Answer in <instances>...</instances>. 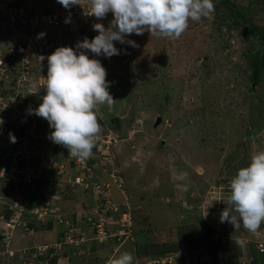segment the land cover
Segmentation results:
<instances>
[{"label": "rangeland", "instance_id": "obj_1", "mask_svg": "<svg viewBox=\"0 0 264 264\" xmlns=\"http://www.w3.org/2000/svg\"><path fill=\"white\" fill-rule=\"evenodd\" d=\"M20 2L42 16L58 12L63 18L61 13L67 10L57 0ZM214 4V13L200 22L190 21L179 39L151 36L145 31L126 37L135 41L136 47L114 42L120 54L111 58L83 50L106 69L109 91L116 100L111 110L101 106L97 117L101 126L114 129L118 139L111 152L114 162L108 164L119 170L127 198L123 203L134 219L133 242L124 241L111 258L123 252L133 253L134 259L142 254L158 255L178 245L207 248L209 264H256L260 258L256 244L264 242V224L254 235L242 226L234 231L230 223L220 222L225 204L215 200L228 195L231 178L248 163L251 154L264 150V0H214ZM88 8L87 0H82V7L74 5L68 10L85 13ZM84 13H73L70 22L62 24L53 37L35 35L38 40L33 44L28 42L33 28H10L7 23L0 26V49L9 64L23 72L21 79L28 88L34 83L43 85L47 56L57 47L75 49L78 41L98 34L94 23L107 28L113 19L111 13L100 21ZM253 59L259 66L254 82ZM44 94L41 87L37 99ZM37 107L16 109L32 122L28 110ZM1 112L0 119L6 118L12 125L15 120L9 115L14 109ZM158 117L161 121L155 125ZM17 125L19 130L24 128L20 129V122ZM52 145L56 156L67 150L47 136L46 153ZM68 167L72 168L70 162ZM184 173L187 179L181 178ZM63 185L60 196L64 208L78 205L86 196ZM38 187H45V183H38ZM4 190L0 184V196ZM111 191L119 197L115 187H110ZM4 202L0 198V264L26 263L19 258V248L30 254L45 249L38 264H105L100 256L109 249L86 248L83 252V243L74 241L64 246L58 234L62 227L54 221L43 222L31 232L9 230L1 222L8 216L1 210ZM93 209L92 201L79 210L80 222H92L86 219ZM214 237L223 247L217 246Z\"/></svg>", "mask_w": 264, "mask_h": 264}, {"label": "clouds", "instance_id": "obj_2", "mask_svg": "<svg viewBox=\"0 0 264 264\" xmlns=\"http://www.w3.org/2000/svg\"><path fill=\"white\" fill-rule=\"evenodd\" d=\"M57 2L66 9L74 5L82 7V0H57ZM87 2L89 8L85 15L94 16L97 21H100L111 13L113 19L110 25L106 28L103 23H94L92 27L98 34L91 40L85 37L82 41H78L75 49L70 46L57 47L47 56V75L43 85L32 84L27 94L37 95L41 87L44 88L45 94L40 97L41 102L37 108L29 109V114H35L47 120L49 127L54 129L49 134V139L67 148L69 156L78 160H87L92 157L96 140L103 131L97 117L100 107L107 106L111 110L116 101L109 91L106 69L98 59L90 58L83 50H88L96 56L111 58L113 55L120 54L114 42L136 47L135 41L128 40L126 37L132 34L142 35L145 31H148L151 36L179 39L188 29L190 21L200 22L210 17L215 11L214 0H87ZM67 22H70V17L59 22L53 34ZM42 29L46 30V27ZM76 49L81 51L77 52ZM10 140L15 143V136L10 134ZM103 178H106L104 181H108L111 188L117 189L119 197L115 198L112 191L111 196L114 197L115 202H120L119 204L124 207L127 201L126 192L120 191L109 176L103 175L101 179ZM181 178L187 179V174H181ZM80 191L86 196L78 204V209L75 208L76 206L74 210L69 207L64 208L60 196L55 202L53 212L46 219H37V217L28 215L23 218L27 220V228L17 227L13 232L22 231V229L31 232L37 225L47 223L49 220L50 223L54 221L60 225V228L62 227L58 234L62 238L59 242L64 246L82 242L83 252L86 248L100 251L109 249L100 256L104 258L105 264H134V261L135 264H145L167 253L180 251H186L187 255L176 258L172 264H209L210 257L209 252H206L207 248H196L195 245L189 249L178 245L174 250L152 255L153 257L142 254L143 257L138 255L134 259L133 253L123 252L111 258L124 241L133 242L134 219L132 217L131 233L128 236L123 235L120 239L113 237L103 242L90 239L91 229L86 230L85 228L90 223L80 222L83 217L79 210H84L85 206L92 201L95 205V199L90 191ZM123 198H126L124 203ZM86 200L87 203H85ZM215 201L225 204L220 214L221 223H230L234 231H239L241 226L253 235L259 231L261 225L264 224V150L251 154L248 163L239 167L231 178L228 195L221 196ZM77 227L80 228V232L77 231ZM114 227L110 225L108 228L115 230ZM214 241L219 248L223 247V242H219L216 237ZM238 243L242 244L243 241H238ZM256 247L259 253H264V242L260 240ZM17 250L25 253L26 258L31 259L34 264H37L36 261L40 260L41 255L45 253L43 248L35 250V256H33L34 253L30 254L23 248ZM197 252L199 255H196Z\"/></svg>", "mask_w": 264, "mask_h": 264}, {"label": "built area", "instance_id": "obj_3", "mask_svg": "<svg viewBox=\"0 0 264 264\" xmlns=\"http://www.w3.org/2000/svg\"><path fill=\"white\" fill-rule=\"evenodd\" d=\"M20 4V0H0V26L7 23L10 28H26L27 26L33 28L28 37L30 44L36 41L35 35L41 33L52 37L55 26L68 17L72 19L73 13L76 16L84 13L79 9L74 11L67 9L61 13L65 16L63 18L59 17L58 12L45 13L42 16L34 9L29 10L27 8L29 6L22 7ZM42 27H46V30ZM38 28L41 30L35 31ZM30 44L27 47H30ZM7 73V77L4 78ZM22 73H19L18 67L9 64L6 55L0 49V81L7 84L6 87H9V90H14L12 94L0 95V114H3L1 110H7L10 107L14 109V112L9 116L15 120L11 125L6 122L9 120L3 117L5 123L3 121L0 123V184L5 189L3 196H0L5 201L1 210L8 212V216L1 222L12 231L17 227L26 229L27 220L23 218L28 215L37 219H46L53 212L64 183L72 189L90 191L94 196V209L91 217L87 218V221L92 219L90 239L108 241L113 237L120 239L123 235L128 236L132 225L129 207L127 204L123 207L115 202L110 193V183L101 179V176L107 175L120 191L123 190L118 178V169L108 164V161L114 162V154L111 152L118 143L114 129L102 126L103 131L96 140L93 155L87 160H78L69 156L67 148L56 156L53 153H56L53 145L52 149L46 153L45 142L51 133L47 120L35 114H29L28 118H31L32 122L26 121L23 119V113L16 109L23 105L25 107L33 105H28L24 101L29 88L21 79ZM18 122H20V129L24 126L21 130L18 129ZM37 125H39L38 128ZM13 126H16V130H12ZM10 134L15 136V143L11 142ZM68 162L72 168L68 167ZM41 180L45 183L43 188L38 187V183H42ZM110 225L115 226L114 231L109 230ZM18 254L20 259L26 261L22 264H27L25 253L19 250ZM35 255L36 253L33 254ZM186 255V251L170 252L145 264H172L176 258ZM196 255H199L198 252ZM28 264L34 263L28 262Z\"/></svg>", "mask_w": 264, "mask_h": 264}, {"label": "trees", "instance_id": "obj_4", "mask_svg": "<svg viewBox=\"0 0 264 264\" xmlns=\"http://www.w3.org/2000/svg\"><path fill=\"white\" fill-rule=\"evenodd\" d=\"M264 37V35H263ZM255 59L252 60V70H251V77L253 78V82L256 81L257 79V76H258V73H257V70H258V62L257 61H254ZM1 82V81H0ZM5 85V86H4ZM7 84H4V83H1L0 85V95H5V94H12L14 92V90H9L10 88L9 87H6ZM24 101L25 103L28 105L29 104H35V105H39V103L41 102V100H38L37 99V96L36 95H26V97H24ZM61 146V145H59ZM61 235H63V232H61ZM141 254V253H140ZM151 257H153L152 255H149ZM256 258H259V260L257 259L256 260V264H264V253H259V257L255 256ZM263 258V259H262ZM242 263H243V260H242Z\"/></svg>", "mask_w": 264, "mask_h": 264}, {"label": "water", "instance_id": "obj_5", "mask_svg": "<svg viewBox=\"0 0 264 264\" xmlns=\"http://www.w3.org/2000/svg\"><path fill=\"white\" fill-rule=\"evenodd\" d=\"M160 121H161V118L158 117V118L156 119L155 125H158V124L160 123Z\"/></svg>", "mask_w": 264, "mask_h": 264}, {"label": "crops", "instance_id": "obj_6", "mask_svg": "<svg viewBox=\"0 0 264 264\" xmlns=\"http://www.w3.org/2000/svg\"><path fill=\"white\" fill-rule=\"evenodd\" d=\"M118 193H119V192H118ZM113 196H114V195H113ZM114 197H115V196H114ZM114 197H113V198H114ZM115 198H116V197H115ZM75 206L77 207L78 205H75ZM72 208H74V206H73Z\"/></svg>", "mask_w": 264, "mask_h": 264}]
</instances>
